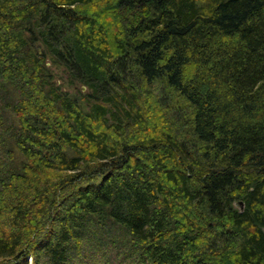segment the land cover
<instances>
[{
  "label": "trees",
  "instance_id": "1",
  "mask_svg": "<svg viewBox=\"0 0 264 264\" xmlns=\"http://www.w3.org/2000/svg\"><path fill=\"white\" fill-rule=\"evenodd\" d=\"M0 264H264V0H0Z\"/></svg>",
  "mask_w": 264,
  "mask_h": 264
},
{
  "label": "rangeland",
  "instance_id": "2",
  "mask_svg": "<svg viewBox=\"0 0 264 264\" xmlns=\"http://www.w3.org/2000/svg\"><path fill=\"white\" fill-rule=\"evenodd\" d=\"M60 77L63 79V81H62L63 86L66 88V85H67L66 78H65V76L63 75L62 72L60 73ZM65 83H66V85H65ZM86 91H87V88H85V90L83 92H86ZM28 262L31 263V260H29Z\"/></svg>",
  "mask_w": 264,
  "mask_h": 264
},
{
  "label": "water",
  "instance_id": "3",
  "mask_svg": "<svg viewBox=\"0 0 264 264\" xmlns=\"http://www.w3.org/2000/svg\"><path fill=\"white\" fill-rule=\"evenodd\" d=\"M81 90L84 91L85 90V87L84 86H81ZM239 205H241V203H239Z\"/></svg>",
  "mask_w": 264,
  "mask_h": 264
}]
</instances>
